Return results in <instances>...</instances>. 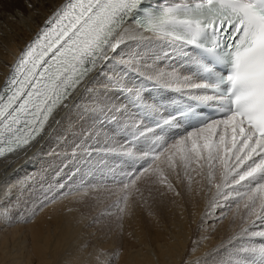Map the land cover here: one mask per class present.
I'll list each match as a JSON object with an SVG mask.
<instances>
[{
    "label": "snow or ice",
    "instance_id": "obj_1",
    "mask_svg": "<svg viewBox=\"0 0 264 264\" xmlns=\"http://www.w3.org/2000/svg\"><path fill=\"white\" fill-rule=\"evenodd\" d=\"M145 2L66 0L53 11L0 89V158L27 151L42 138L59 109L76 107L71 99L77 94L119 89L133 97L138 111L152 117L157 129L175 131L152 138L148 135L152 128H137L139 137L150 140L148 150L134 156L125 149L124 154L138 167L120 173L100 170L108 182L102 186L115 197L107 214L122 220L130 195L141 192L138 182L146 176L161 186L160 195L176 196L181 192L170 177L183 176L187 192H192L193 182L200 190L214 189L212 204L221 209L220 215L233 212L239 217L240 230L233 239L260 238L258 246L249 243L241 251L249 264H264V0H157L155 8H146ZM27 7L33 8L30 0ZM130 41L149 49L159 47L168 59L188 58L195 64V79L181 76L175 68L149 69L139 53L121 59V71L142 78L151 71L149 81L166 78L178 83L190 90L197 107L206 105L212 114L203 116L187 105L160 117L142 101L140 90L133 92L113 79L109 65L116 63L118 49ZM102 76L106 84L100 83ZM84 111L98 114L101 126L118 123L117 114L124 115L120 106L99 100L85 105ZM99 134L93 125L67 163L77 161L80 153L78 163L91 166L88 158L95 149L88 139L95 142ZM95 171L90 167L86 175ZM84 188L82 180L75 190ZM73 191L69 187L60 195ZM57 198L53 194L50 202ZM116 255L100 250L96 259L107 264Z\"/></svg>",
    "mask_w": 264,
    "mask_h": 264
},
{
    "label": "bare ground",
    "instance_id": "obj_2",
    "mask_svg": "<svg viewBox=\"0 0 264 264\" xmlns=\"http://www.w3.org/2000/svg\"><path fill=\"white\" fill-rule=\"evenodd\" d=\"M28 2L29 0H0V89L3 88L20 53L36 36L44 21L66 0H30L33 8L27 7ZM145 3L156 4L157 0H146ZM143 34L151 35L148 32ZM118 52L116 63L109 65V75L119 80L122 87L133 92L140 90L142 101L158 110L160 117H168V107L174 101L192 98L189 95L190 90L178 83L170 82L166 78L149 81L147 76L153 74L151 71H147V75L142 78L134 72L121 71L119 64L121 59H128L139 53L149 69L169 72L175 68L181 76H192L195 79L190 67L188 68L191 63L188 58L168 59L159 47L149 49L135 41L121 46ZM153 62L160 63L161 67L153 65ZM100 83L106 84L107 80L102 76ZM93 100H105L106 104L124 109L123 116L117 114L118 123L109 121L101 126L100 117L96 115L100 134L95 142L88 139V143L95 149L88 159H109L107 169L117 173L125 170L123 165H137L124 154L125 149L131 152V148L137 145L140 152L148 150L150 140L139 137L137 128L141 131L152 128L153 133H148L152 138L154 135H165L166 132L170 134L173 131L162 132L157 129L152 117L143 116L138 111L139 105L133 103V97L119 89L91 95L77 94L71 99V104L76 107L59 109L54 120H50V126H46L42 138L38 137L37 142L27 151L0 158V264H100L96 255L104 249V244L103 248L97 245L90 249L84 245L83 236L87 235V231L89 233L84 215L87 212L81 211L80 203H74V197L68 198L70 194L60 195L61 192H68L69 187L75 192L80 191L75 190L80 179L75 178L72 183V177L81 174L84 177H101L98 172L86 176L91 167L88 164H83L86 171L78 172L79 174L75 171L81 169L80 166H73L70 170L67 168L71 165L67 162L72 158L73 149L85 139L75 133V116L85 105L90 107ZM133 120L135 124L132 123ZM107 130H110L111 135ZM114 137L117 141H114ZM140 152L135 154L139 156ZM79 155L82 154H77V160L82 157ZM74 163L75 161L72 165ZM120 167L124 168L118 170ZM199 179L196 177V180ZM182 181V195L180 198L176 196L179 202L171 203L173 210L167 209V220H160L158 214L148 213L151 218L149 227L144 225L148 229L146 232L138 221L140 218L135 216L138 220L132 225V229L124 225L129 227H126L127 230L124 228V232L126 230L129 233L127 235L123 232V243L109 250L105 249L108 254H117L107 264H200L216 253L215 247L221 242V239H217V231L224 220L221 219V209L208 203L213 198L214 189L213 193L206 189L200 190V186L193 182V190L189 193L185 187L186 180L182 178ZM59 185L64 187L59 188ZM53 194L58 198L50 202ZM79 194L81 195L80 192ZM206 199L208 201L205 202ZM232 214L233 212H229V216ZM192 225H195L193 231ZM234 236L235 234L231 237ZM188 249L192 251L188 252ZM194 249L196 251L193 252Z\"/></svg>",
    "mask_w": 264,
    "mask_h": 264
},
{
    "label": "rangeland",
    "instance_id": "obj_3",
    "mask_svg": "<svg viewBox=\"0 0 264 264\" xmlns=\"http://www.w3.org/2000/svg\"><path fill=\"white\" fill-rule=\"evenodd\" d=\"M153 65L157 67H161L160 63L153 62ZM146 75L147 74H145V76ZM144 94L148 96V94H146L145 92ZM102 101H104L105 103V100H102ZM77 115L75 116L77 118V120L75 121L77 123L75 133H77L79 137L85 138V133L89 129H91L93 125L96 124L95 126L97 127L98 121L96 117L98 116V114H95V115L93 114L94 116L89 115L88 113L85 114V111L83 108V110L79 112ZM107 132L109 135H111V133H109L110 130H107ZM115 140L117 141L116 137H114V141ZM131 152L134 154V156H138L136 155L138 154V152H140L138 146L136 145V147H132ZM81 156L79 155V157ZM79 160H77V162L75 161L73 165H72L73 162L70 163L71 165L67 167L68 170H70L73 166H80L81 168L80 171H75V173L79 174V173H82L83 171H86V168L84 167V165L78 163ZM92 160H93V165H91V168L96 169L94 173L98 172L97 174L99 173L101 174L100 170H105V173H108V171L110 170V168L107 169V166L110 163L109 159L108 161H103V159H97V158H93ZM113 162L114 161L112 159L111 164H113ZM132 165L131 167L133 168L138 167V165H134V166ZM123 166L125 167V170L121 172H127L130 169V165L128 166L123 165ZM114 167L116 169V165H114ZM124 167H120L118 170ZM87 170H88V167H87ZM75 178L80 179V181H78L80 184L82 180L86 184V188L78 192H75V191L71 192L68 197V198L74 197V203H78V204L80 203L79 208L81 209V211H83V213L85 211L87 212V213H84V215L86 219V224L88 225L87 230H89V233L87 231L86 232L87 235L83 236L85 240L84 245H86L87 248L90 249V247L95 248L97 245L99 247H102L104 244V249L102 250H104V252L106 253H108L106 250H109L110 248H114L117 245H121V242L123 243V240H124L123 235L125 233L128 235L129 232L126 230L129 229V227L130 229H132L133 227L132 225H134L137 222L138 218H140L138 221L140 222V225L142 224L141 226L143 229H145L144 231L148 230L146 229L144 225H148L147 228L149 227V221L151 218V216L149 217V214L151 215L158 214L157 216L160 218V220L166 221L167 215H168L167 213H169L170 210L174 209L171 206V203L173 204V203L179 202V198H180L178 196L179 198L177 197L178 199L177 200L176 195L172 192H165L164 195H160V191H158L157 189H160L161 186L153 184L152 178L146 176L140 182H138L139 187L141 188V192L140 193L134 192L130 195L128 206H127L128 209L126 208L127 209L125 210L126 212L123 213V219L119 220L117 219V215L107 214V212L111 211L109 209V205L113 203L115 197L109 196L108 192H106L105 188L102 186L108 183L106 180L102 179L101 177H84V175L81 174L77 177H72L70 181L74 183ZM182 178L183 176L181 177L171 176L170 177V180L172 181L176 189L179 190L181 193L183 192V189L181 188ZM79 192L81 193V195L79 194ZM206 201H208V199H206L205 202ZM208 203H212V198L210 199V201H208ZM81 205L83 207V210H82V207H80ZM167 209H169V211H167ZM128 210H130V213ZM131 212L132 214H135V215H132ZM135 216L138 217L137 220L135 219L136 218ZM126 218L128 219L126 220ZM131 218L134 220H132ZM221 219H223L224 221L220 224V226L218 227V231H217V235H219L217 239H221L220 240L221 242L215 247L216 253L214 255H210L208 260L200 264H206L209 261H215V262H209L208 264H214V263L215 264L216 263L217 264H249V261L245 259V254L241 251V249L248 247L249 243H255L258 246L262 241L260 240V238H254L251 242L247 240L233 239V237L231 236L233 234H236L240 230L239 225L241 221L239 217H234V213L229 216V213H228L226 216H222ZM124 225H128L129 227L126 226L127 227L126 229ZM222 225H224V227H222ZM220 227H222V229H220ZM124 228L126 229L125 232H124ZM194 229H195V225H192L191 230L193 231ZM117 242L118 243L120 242V243L117 244ZM190 251L192 250L188 249V252ZM194 251H196V249H194L193 252Z\"/></svg>",
    "mask_w": 264,
    "mask_h": 264
}]
</instances>
